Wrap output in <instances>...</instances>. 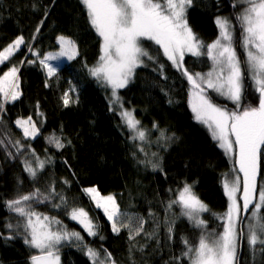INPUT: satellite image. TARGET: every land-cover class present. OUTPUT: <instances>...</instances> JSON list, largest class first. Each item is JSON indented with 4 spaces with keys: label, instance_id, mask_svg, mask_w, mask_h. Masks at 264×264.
<instances>
[{
    "label": "trees",
    "instance_id": "obj_1",
    "mask_svg": "<svg viewBox=\"0 0 264 264\" xmlns=\"http://www.w3.org/2000/svg\"><path fill=\"white\" fill-rule=\"evenodd\" d=\"M241 7L238 0H193L187 18L205 45L218 38L216 18H229L238 54L243 59L241 29L236 21ZM61 35L75 41L78 55L61 65L55 76L48 77L39 61L44 54L58 52L57 37ZM19 36L25 45L0 65V77L13 66L19 69L21 93L19 99L6 103L0 112V264H30L31 255L37 254L24 244L23 236L3 238L9 235L5 225L15 224L18 219L3 202L14 198L18 189L27 193L37 187L41 191L54 187L68 201L67 209L52 207V203H59L58 198L51 203L34 204L38 212L55 216L69 230L80 232L83 243L101 255L107 250L115 264H176V258H180V264H188L181 256L182 238L195 242L200 229L180 214L179 207L167 210L169 201L178 196L185 183L192 185L195 195L207 205L208 211L200 214L207 230L222 231L216 217L226 212L229 203L223 181L235 172L241 180L242 175L235 171V155H226L207 128L194 119L183 69L178 71L154 42L143 40L155 62L143 57L144 66L136 68L128 85L117 90L119 100L113 105L111 88L101 86L88 71L98 64L100 38L79 0H0V51ZM33 51L39 55H32ZM201 51L206 52V48ZM183 63L190 74L212 69L207 55H184ZM246 85L242 105L258 106V94L250 81L246 80ZM68 91L70 102L65 107L62 98ZM206 94L219 106L233 110L226 100ZM3 102L0 94V103ZM122 108L132 110L140 122L138 127L147 133L145 141L132 139V132L119 114ZM28 117L39 132L35 138L25 139L15 122ZM161 132L171 139H158ZM54 138L64 147L57 149ZM17 140L23 145L19 154L13 147ZM22 161L36 168L35 180L24 171ZM149 161L158 167L153 170ZM39 162H43L42 169ZM257 181L258 186L264 181V147ZM86 187L114 196L121 213L131 215L134 224L142 217L144 231L134 240H129L128 229L114 233L106 217L84 193ZM72 207H83L89 212L99 225L97 236H88L69 219L66 212ZM166 221L174 222L171 239ZM256 247L253 257L245 238L237 264H264L261 245ZM85 252L82 245L72 244L59 247L58 253L61 264H92Z\"/></svg>",
    "mask_w": 264,
    "mask_h": 264
},
{
    "label": "snow or ice",
    "instance_id": "obj_2",
    "mask_svg": "<svg viewBox=\"0 0 264 264\" xmlns=\"http://www.w3.org/2000/svg\"><path fill=\"white\" fill-rule=\"evenodd\" d=\"M79 3L87 13L91 28L100 38L98 64L88 71L101 86L111 88L113 105L119 100L117 90L128 85L136 68L144 66L141 57H148L155 62L156 58L142 44L143 40L152 41L163 50V55L178 71L183 69V76L191 86L189 105L194 119L208 129L226 155H235L234 165L238 166L242 180L237 174L234 178L223 181L224 194L229 203L226 212L216 217L221 221L222 231L207 230V223L200 218V214L207 212L208 208L195 195L192 185L185 183L178 196L169 201L167 210L179 207L180 214L200 229L197 241L182 238L184 248L181 256L188 264H237L238 251L245 238L253 257L257 245H261L259 251L264 254V184L258 186L257 181L264 147V0H238L242 7L236 15V21L241 29L240 47L243 49V59L238 54L231 21L227 17L216 18L219 36L215 41L205 45L199 40L187 18V9L191 7L193 0H79ZM233 7H237V4H233ZM39 30L38 26L36 31ZM57 43L60 51L44 54L39 61L48 77L57 74V69L49 61L64 57L72 61L78 55L74 40L61 35L57 37ZM22 45H25V40L19 36L0 51V64L8 61ZM27 46L31 48L30 45ZM205 48L206 52H202ZM185 52L196 57L207 55L212 62V69L203 75L190 74L183 63ZM32 55L39 54L33 51ZM28 63L33 61L29 60ZM18 71L13 66L0 77V94L4 98V102L0 103V112L4 110L6 103L16 101L21 95ZM246 80L251 82V88L258 94V106L245 107L241 103L247 87ZM45 86H48L47 82ZM206 89L232 101L237 110L228 111L226 107L218 106L206 94ZM62 99L67 107L70 102L67 92ZM119 114L128 129L136 133L132 139L145 141L147 133L138 127L140 122L132 112L123 111ZM31 121L32 118L28 117L15 122L18 128L23 129L25 139L38 135L39 130ZM158 139L170 140L171 137H166L161 132ZM53 142L57 149L64 147L58 139L54 138ZM13 147L19 154L23 145L17 140ZM140 151L143 149L140 148ZM32 154L35 155L34 152ZM22 163L24 171L35 180L38 175L36 168L28 161ZM43 166V162H39L38 167L42 169ZM152 167L155 170L158 164L152 163ZM83 191L96 208L103 209L114 233L119 234L121 229H128L129 240H134L144 231V219L138 218V222L134 224L131 215L121 213L114 196H101L95 187L85 188ZM238 192H242L239 197ZM56 198L59 203H52V207L67 209L66 197L57 193L54 187L48 191H41L37 187L27 193L18 189L14 198L3 202L8 212L18 217L15 224L8 222L5 225L9 235L3 238L11 240L23 236L24 244L37 253L31 255L30 264H60L58 246L65 241L80 242L77 247L82 245L86 249L85 254L92 264H115L107 250L105 255H101L98 250L83 243L84 238L80 232L69 230L55 216L38 212L34 207V204L51 203ZM66 214L88 236L98 235L99 225L94 223L83 207H72ZM166 223L169 225L171 239L174 222ZM176 264H180V258H176Z\"/></svg>",
    "mask_w": 264,
    "mask_h": 264
},
{
    "label": "rangeland",
    "instance_id": "obj_3",
    "mask_svg": "<svg viewBox=\"0 0 264 264\" xmlns=\"http://www.w3.org/2000/svg\"><path fill=\"white\" fill-rule=\"evenodd\" d=\"M232 28V31H233V27H231ZM233 33H234V31H233ZM219 36V35H218ZM233 36H234V34H233ZM235 37V36H234ZM59 45V44H58ZM60 51V45H59V50H58V52ZM55 53H57V52H55ZM242 53H243V49H242ZM54 54V53H53ZM184 55H191L190 53H187V52H185V54ZM192 56V55H191ZM141 59L143 60V57H141ZM66 62H68V60H67V58L66 57H64V58H59V59H57V60H51V61H49L48 63L52 66V67H54V68H56V69H58L61 65H63L64 63H66ZM1 65V64H0ZM211 70V69H210ZM210 70H208V71H204V72H199V73H201L202 75L203 74H206V73H208ZM190 89H191V86L189 85V93H188V96H189V99H190ZM207 92H210L212 95H214V96H216L218 99H224V100H226L227 102H229L232 106H233V110H228V111H234V110H237L236 109V105H234L233 103H232V101H230V100H228V99H225L224 97H221V96H219L216 92H214V91H212L211 89H206V93ZM68 93V96H69V101H70V95H69V91L67 92ZM2 97H3V95H2ZM4 99V98H3ZM188 99V100H189ZM218 105V104H217ZM219 106V105H218ZM189 107H190V105H189ZM190 110H191V108H190ZM123 111H130V112H132V110H129V109H124V108H122L121 110H120V112H123ZM191 112H192V110H191ZM132 114H133V112H132ZM192 114H193V112H192ZM133 116H134V114H133ZM193 116H194V114H193ZM135 118V117H134ZM16 124V123H15ZM18 128V127H17ZM18 129H20L21 130V132H22V134H23V129L22 128H18ZM208 130V129H207ZM210 133V132H209ZM132 134H133V136H135L136 135V133H134V132H132ZM211 135V134H210ZM233 140H234V137L232 138ZM217 143H218V146H219V142L217 141ZM220 147V146H219ZM221 148V147H220ZM223 151H224V149H222ZM225 152V151H224ZM230 157H232V155L233 154H228ZM234 159H235V156L233 157ZM238 171L239 172V169H238V166L236 167V169H235V171ZM237 175V173L235 172V175H233L232 176V178H234L235 176ZM242 175V174H241ZM260 184H264V181H262V183H259V185ZM86 188H90V187H86ZM85 189V188H84ZM97 189V188H96ZM97 191H98V189H97ZM99 192V191H98ZM100 193V192H99ZM239 193V192H238ZM238 193H237V197H238ZM100 195L101 196H108V195H103V194H101L100 193ZM88 196V195H87ZM89 197V196H88ZM241 203H242V201H241ZM95 205V204H94ZM99 209V208H98ZM102 213H103V215H104V211H103V209H99ZM105 216V215H104ZM106 217V216H105ZM106 219H107V217H106ZM108 220V219H107ZM71 221H73V220H71ZM75 222V221H74ZM109 222V221H108ZM77 223V222H76ZM110 223V222H109ZM111 224V223H110ZM84 230V229H83ZM245 231H247V229L245 228L244 229ZM80 242H76V241H73V242H67V241H65V242H63L60 246H58V247H61V246H65V245H72V244H79ZM58 255L60 256V254L58 253ZM60 264H61V262H60Z\"/></svg>",
    "mask_w": 264,
    "mask_h": 264
}]
</instances>
